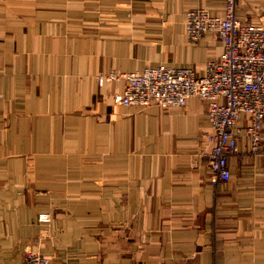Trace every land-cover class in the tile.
Segmentation results:
<instances>
[{"label": "crops", "instance_id": "1", "mask_svg": "<svg viewBox=\"0 0 264 264\" xmlns=\"http://www.w3.org/2000/svg\"><path fill=\"white\" fill-rule=\"evenodd\" d=\"M223 0H0V264H264V133L240 119L219 190L204 105H125L123 75L205 74L222 43L189 9ZM264 0H242L259 22ZM264 14V13H263ZM114 75L121 76L119 79ZM49 214L48 221L37 215Z\"/></svg>", "mask_w": 264, "mask_h": 264}, {"label": "built area", "instance_id": "2", "mask_svg": "<svg viewBox=\"0 0 264 264\" xmlns=\"http://www.w3.org/2000/svg\"><path fill=\"white\" fill-rule=\"evenodd\" d=\"M241 1L223 0L224 16L212 15L203 6L189 9L185 20L189 40L212 37L223 45L203 76H196L190 68L149 67L123 75L124 90L115 96L122 106L156 104L163 108L182 107L196 97L206 110L208 125L203 132L211 145L204 177L217 190L228 182L229 158L238 153L234 132L238 121L245 120L254 150L264 133V12L259 14V22H253L254 14L236 13ZM37 218L48 221L49 214L40 213ZM25 256L24 264H48L40 254Z\"/></svg>", "mask_w": 264, "mask_h": 264}]
</instances>
